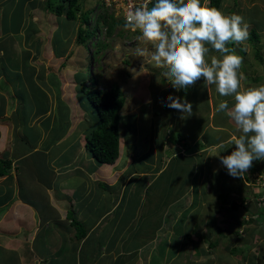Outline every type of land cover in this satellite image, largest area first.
<instances>
[{"label": "crops", "instance_id": "0c3cea01", "mask_svg": "<svg viewBox=\"0 0 264 264\" xmlns=\"http://www.w3.org/2000/svg\"><path fill=\"white\" fill-rule=\"evenodd\" d=\"M7 1L0 0V4L5 6ZM38 1L14 0L17 2V15H20L16 19L19 24H15V31L24 33V25L33 16L32 36L39 38L43 35L44 7L39 6ZM39 12L41 16L37 19ZM9 13L5 12V17H2L0 11V37L13 25L7 18ZM46 19L49 25L56 24L55 15L48 13ZM259 33L261 45L263 32ZM259 39L254 40L255 44L250 43L256 54L259 50L263 52L261 62L264 65V45H257ZM15 45L10 48L18 52L23 46L26 54L11 57L7 64L5 53L9 46L0 39V61H4L8 67H0L3 70L0 72V160L8 161L0 173V264H143L140 252L149 246L148 239L152 234L165 231V210L168 205L177 202L180 205L191 204L188 211L184 209L181 212L188 214L191 211L185 222L182 221V232L187 234L193 226L195 212L204 205L200 203L204 199L203 173L208 167L204 166V156L214 157L219 164V156L228 155L235 148L233 137L239 134L235 136L233 132L237 131L233 128L219 138L226 129L224 124L218 123L219 117L223 123L230 125L232 120L226 113H217L216 106L221 100L229 98L220 97L215 86L207 88L201 79L185 95L192 104V116H196L197 121H207L211 135L204 136L201 131L193 135L192 131L183 128L184 135L176 134L178 141H174L175 135L171 144L165 143L162 136L155 147L148 134L138 131V126L149 123L152 115L148 112L147 118L140 119L144 113H139V110L143 112V106L150 109L159 103L157 105H161V108L156 115L167 113L172 122H179L182 114L173 119L174 110L163 106L162 93L167 87H163L158 94L152 83L145 80V77L149 78L148 71L139 68L131 73L132 83L124 84L127 92L121 84L124 81L116 83L123 96L126 92L138 99H131L128 108L136 114L133 125L135 132L130 137L133 140L124 138L120 132L124 98L119 110L118 156L112 163H98L85 143L86 135L97 123L91 116L87 102L81 100V88L77 90L74 75L66 81V75H58L55 80L46 79L45 76L55 72L51 68L59 69L60 64L57 63L60 57L42 53L34 55L32 49L38 52V44L28 43L24 37L16 40ZM238 46L240 49H237ZM43 47V42H39V49L43 51ZM243 50V46L236 45V52ZM212 55L219 54L213 52ZM242 56L246 62V55ZM12 59L15 61L11 62ZM30 61L42 62L45 69L43 66L41 69L35 68L29 64ZM10 62L17 65L11 66ZM24 65L33 69L25 71L22 69ZM263 65L260 67L264 73ZM244 70L245 67L241 69ZM165 85H169L166 78ZM23 89L27 90L20 93ZM157 117L160 116H155V120L161 124L162 118ZM186 137L190 139L189 143ZM227 142L231 144L228 152L224 151L218 156L213 154L215 148ZM147 146L153 147L150 161L139 158L143 157L140 154ZM177 153L181 159L188 160L191 169L189 175L183 180L179 176L175 183L170 172L166 171ZM260 164L263 165L259 167ZM259 169L264 170V161H254L248 173L253 175ZM181 170L180 166L176 167V173H181ZM195 174L199 181L193 183ZM172 186L176 187L173 195ZM208 194L212 201L216 199V194ZM217 198L225 200L222 193L217 194ZM243 200L241 194L238 203ZM131 205L134 206L133 212L127 220L124 215ZM154 205L163 207V217L151 215ZM222 207L218 204L213 207L217 211L212 212L218 214ZM217 219L219 221L220 216ZM246 222L256 223L247 219ZM218 233L222 234L220 231ZM161 234L165 237L166 232ZM123 237H127L125 243L121 240ZM133 237H143V240L126 245ZM172 243L167 236V242L163 245L165 249H172ZM174 248L175 251L169 255L171 262L178 255L179 245Z\"/></svg>", "mask_w": 264, "mask_h": 264}, {"label": "rangeland", "instance_id": "374dc122", "mask_svg": "<svg viewBox=\"0 0 264 264\" xmlns=\"http://www.w3.org/2000/svg\"><path fill=\"white\" fill-rule=\"evenodd\" d=\"M11 1H13L12 4H10ZM37 3L39 4V6L44 7L45 5V3L43 1L41 3L40 0ZM79 3L81 7H83V10L89 8L91 12L93 11L92 8L94 9L93 6H97L96 0H79ZM219 9L223 10L227 14L237 13L241 15L250 26L248 39L244 42L243 45H240L243 46L245 50H243V52H237V54L241 56L246 55V62L244 58L241 69L245 67L244 73L247 76V80L242 82V84L245 87L264 84V73L262 71V67H260V65L263 64L261 61L259 62L258 59V57H261L263 52L259 50L257 51L258 54H256L254 52V48L251 46L252 43H250H254L255 39H259V37H261V34L259 32H263V44H259V39L257 45H264V0H222ZM0 11L2 17H5V12H10L7 18H9V21L13 23V25L10 26V31L2 33L0 37V39H3L4 42L9 46L7 48V52L5 53L6 63L8 64L10 58L14 57L15 55L26 54L25 48L23 46L19 49L18 52L15 49H11L13 48V46H16V40H19L22 37H24L25 41H27L28 43L32 42L35 45L38 44L36 47L38 48V52H35L34 49H32L31 53H34V55L36 53V55L39 56V54L42 53L45 56L46 54H52L53 57H59V55H62L64 53L62 57L59 58V62L57 63L60 64L59 69L56 68V70L55 68H51L55 71L54 74H50L45 77L46 79L48 78L51 80H55L57 79L58 75H66V81L67 79H70L72 75H74V80L79 78L81 82L83 81V76H85L87 83L83 85L86 87V89L79 91V93L83 97L81 98V100L87 102V104L89 105L90 111L92 112L91 116L93 115L96 123L99 122L97 111L93 107L92 103L87 99L85 93L87 94V92L90 90H107L121 81H124L123 83H121L123 84V86L124 84L127 85V82L132 83V81H130L131 73H135V70L137 71V69L139 68L148 71L149 78L145 77V80L148 79L150 84L152 83L158 94L161 93L159 91H161L163 87H167L162 93V99L164 101L169 94L180 96L185 99L189 98L187 95H185L187 91L185 92L184 90H181L177 92L171 87L170 84L168 86H164V69L155 67L154 62L150 60V57L146 56L140 58L134 55L135 48L137 46H143L141 42L137 40V36L140 35V33L139 31L135 33L130 30L127 31V29H125L122 24L118 23L117 21H120L122 19L119 13L113 11L111 7H107L105 11L103 8L98 6L96 9H94L93 14H91L90 12V14L88 15L90 23L88 24V30H90V27H93L97 28V31L95 35L92 36L91 40H89L85 44L76 43L75 35L76 26L79 22L78 18L77 20H71L66 18L64 15H61V18L57 19L58 21L56 20V24L54 23V25H49L48 20L46 19L48 12L44 10V14L42 17L44 24L43 35L39 36V38H34L32 36V33L30 32L31 27L33 26V22L31 21V19H33V16H31V18H29V20L24 25L25 34L15 31V24H19L18 20L16 21V19H18V17L20 16L17 15V2H14V0H8L5 3V6L0 4ZM104 11L107 16V13H110L115 17H113L114 28L110 35L106 33V26L102 21V15ZM40 16L41 13L39 12L37 14V19H39ZM39 42H43V51L39 49ZM97 42L98 44L102 43L103 45L101 47L94 46V43ZM45 46L49 48L47 49ZM233 47L236 48V45H233ZM237 49H240V47ZM64 56H66L67 58H65ZM13 61H15V59L11 60V62ZM11 62L9 63V65H17V63ZM85 63L87 65L88 63L90 64L86 66ZM29 64L33 65L37 69H41L43 66V63L39 61H30ZM3 66L7 67L4 61H0L1 69ZM1 69L0 72L3 71ZM22 69L25 71H29L33 68L28 66L26 67V65H24ZM43 69H45L44 66ZM248 69L249 72H247ZM257 75L261 77L260 79H258V82L251 79V77L254 78V76ZM127 79L128 81H126ZM81 86V84H78L77 90H80ZM126 87L127 86H124V90L127 92ZM25 90L27 89H23L20 93L24 92ZM126 92L124 95L125 104L120 112V132L124 138L130 139V137H132L135 132V127L133 125H135L134 119H136V114L131 111L132 109L128 108L131 106V99H138L136 98L137 96L130 93L126 94ZM231 102L232 101L229 98V103ZM157 104L154 105V108L150 109H148L147 106H143V112L142 110H139V113H144L141 114L140 119H142L143 117L147 118L148 112H150L152 115V119L149 123L138 126L140 129L138 131L148 134L150 136L149 140L152 142L153 146H158V139H160V137L162 136H164L162 137L164 139L163 142L171 144L173 140L172 138L176 134L180 133L181 135H184L182 132L183 128L192 131L193 135H197L200 131L202 133L204 132V136L211 135L212 130L206 124L207 121H205V123L202 122V120L197 121L198 118L191 115L184 118L185 120L183 119V121L181 118L179 122L173 120L175 124L174 125L172 124L173 122L167 115V113L156 115L157 110L161 108V105L159 106ZM179 114L180 112L174 110L173 119L179 117ZM170 115H172V113H170ZM155 116H160L157 118H162L161 124L155 120ZM219 118L220 119H218V123L224 124V127L226 128L225 131L220 133L219 138L221 135L229 132L232 128L237 131V128H235L236 125L233 121L230 125L228 123H223V119L221 117ZM168 124H170L169 127ZM180 127H182V129ZM233 133L235 134V136L237 134H240L238 131ZM178 139L179 138L176 135L174 141H178ZM132 140L130 139V141ZM186 140L188 141V143L190 142V139L188 137H186ZM230 145L231 144L228 145V142L224 143L221 147L215 148V150H213V154H217L218 156L219 153H223L224 151L228 152ZM152 148L153 147L151 146H147V148H145V150L140 154V156L143 157L139 158H143L146 161L152 160ZM204 157V166H208L203 173L204 179H202L204 187V199H207L209 197L208 192L213 195L216 194V199L213 198L212 201L209 197L207 201H205L204 199L200 200V203L204 205L201 208H198L197 212H195L193 226L187 234L185 232H182V230L184 229V227H182V221L185 222V219L188 218V215L191 211L188 214H186L187 212H181L184 209L188 211V209L191 208L188 206H191V204L187 202L186 206L184 204L180 205L179 202H177L172 203V205H168L167 209L165 210V216L167 219V221H165V226L167 228L165 229V231L159 230L156 235L152 234V236L148 239L149 246L146 247L142 252H140L141 259L143 257V264H264V218L262 219L260 224H257L255 222H246V219L250 217L248 212L249 209L255 211L260 209L259 207L264 206L262 202L258 203V201L254 202L253 200L262 195V188L254 184L251 185L250 180L252 174H248L250 176L249 180L244 178L245 173L238 178H233L229 176L226 169L221 166L220 160L218 164L216 161H214V157ZM172 158L173 159L171 160V164L169 167H167L166 172H170L169 175L173 177L172 182L177 183L179 176H182L183 180L187 175H189L191 167L188 160L186 158L181 159L180 154L178 153ZM97 162L100 163L99 161ZM262 165L263 164H260L259 167H261ZM179 166L182 168L181 173H176V167ZM167 179H169V176ZM159 181L160 180H158L157 182ZM196 181H199L197 179V174H195L192 179L193 183H195ZM260 184H262V182H260ZM175 188V186H172V195L175 193ZM136 193L139 197V193ZM220 193L224 195L225 200L217 198V194ZM241 194H243L244 196L243 205H246L248 208L238 207L236 209H233L232 207H230V201L234 200L238 203ZM167 200L168 199L166 198V201ZM218 204L223 205V207L220 209V212L218 214H214L212 210L217 211V209H213V207L218 206ZM133 207L134 206L131 205L124 215L126 216L127 220L133 212ZM151 209L152 216L154 215L155 217H163L162 206L154 205V208L151 207ZM219 216V221L221 223L217 219V217ZM156 221L158 220L156 219ZM218 231H220L222 234L218 233ZM165 232L166 234H164V237L161 233ZM171 232L172 235H170ZM166 235L170 237L173 243L178 240L176 245L174 243L172 249H165L163 245L167 242ZM126 239L124 237L121 238L123 243L126 242ZM142 240L143 237H133L131 241H128L126 243V245H130L132 242L139 243ZM177 245H179L178 255L176 254L177 257L171 262V256L169 255L171 252L173 253L175 251L174 247L177 248ZM232 249L236 252H234ZM130 255L133 256L132 253Z\"/></svg>", "mask_w": 264, "mask_h": 264}, {"label": "clouds", "instance_id": "9594fccd", "mask_svg": "<svg viewBox=\"0 0 264 264\" xmlns=\"http://www.w3.org/2000/svg\"><path fill=\"white\" fill-rule=\"evenodd\" d=\"M99 1L96 4L106 11L103 1ZM210 3L211 0H155L151 7L145 3L127 11L125 18L119 13L123 21L120 24L127 31H139L137 40L143 46H137L134 55L150 57L155 67L164 69L163 76L174 90L186 92L203 79L207 88L215 86L220 97L231 99V105L229 99L221 100L216 112L226 113L240 134L233 137L234 150L219 156V160L229 176L238 178L253 167L254 161H264V84H242L247 80L241 71L244 57L237 54L235 47H228L244 44L249 24L241 15L227 14ZM163 106L180 112L181 119L192 115V104L180 96L169 94ZM259 178H264L261 169L253 173L250 183L264 191ZM253 200L264 205V198Z\"/></svg>", "mask_w": 264, "mask_h": 264}, {"label": "trees", "instance_id": "16d2710c", "mask_svg": "<svg viewBox=\"0 0 264 264\" xmlns=\"http://www.w3.org/2000/svg\"><path fill=\"white\" fill-rule=\"evenodd\" d=\"M97 2V0H96ZM101 2V0L99 1ZM155 0H151L148 6L151 7ZM222 0H211L210 6L220 8ZM45 10L52 12L57 16V19L64 15L66 18L71 20H79L76 29V43L85 44L88 40L92 38V32L88 30V22L91 10L82 9L79 0H46ZM113 17L104 14L102 21L106 26V33L111 34L113 30ZM58 21V20H57ZM118 23H123V21H117ZM252 37V36H251ZM93 44V43H92ZM103 44L98 42L94 44L96 47H101ZM234 44H229L228 47H233ZM64 54V53H63ZM259 62L261 57H258ZM258 75L252 80H258ZM83 81L80 82L79 78L78 84H81V90L86 89L83 84H86V78L83 76ZM86 92V91H85ZM84 92V93H85ZM87 99L92 103L93 107L98 114V123L95 128H93L85 137L86 146L91 150L95 159L101 163H112L118 156V138H119V110L124 104V96L120 87L116 84L107 90L95 91L90 90L85 93ZM8 161L0 160V170L3 172V165L7 164ZM253 168L252 170H254ZM252 171V172H253ZM249 174V173H248ZM248 180L249 176L245 175ZM261 182L264 183V178H259ZM264 188V187H263ZM264 192V191H263ZM261 195L258 197L260 199ZM230 207L236 209L238 207L248 208L243 205V201L237 203L232 201ZM250 217L248 221H262L264 218V207L256 210V212L249 209ZM264 220V219H263ZM233 250V249H232ZM236 252L235 250H233Z\"/></svg>", "mask_w": 264, "mask_h": 264}, {"label": "built area", "instance_id": "2783aa9c", "mask_svg": "<svg viewBox=\"0 0 264 264\" xmlns=\"http://www.w3.org/2000/svg\"><path fill=\"white\" fill-rule=\"evenodd\" d=\"M102 1L106 7H111L113 11L121 13L125 18L127 11L132 10L134 7L141 6L145 3L148 4L151 0H102Z\"/></svg>", "mask_w": 264, "mask_h": 264}, {"label": "bare ground", "instance_id": "6f19581e", "mask_svg": "<svg viewBox=\"0 0 264 264\" xmlns=\"http://www.w3.org/2000/svg\"><path fill=\"white\" fill-rule=\"evenodd\" d=\"M99 5H94L93 7H94V9H96L97 7H98ZM94 9L92 8V10L94 11ZM93 11L91 12V14H93ZM93 17V16H92ZM90 24V23H89ZM90 26V25H89ZM95 26V25H94ZM90 30H91V32H93L94 34L96 33V31H97V28H93V27H90ZM63 55V54H62ZM62 55H59V57H62ZM65 58H67L66 56H64ZM86 64V63H85ZM90 63H88V65H89ZM87 64H86V66H88ZM95 155V154H94ZM83 160V159H82ZM264 185V184H263ZM263 198V197H262ZM148 208V207H147Z\"/></svg>", "mask_w": 264, "mask_h": 264}]
</instances>
